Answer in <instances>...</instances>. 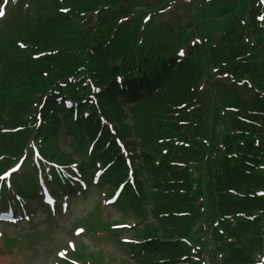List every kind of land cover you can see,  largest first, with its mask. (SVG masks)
<instances>
[{
  "label": "trees",
  "instance_id": "16d2710c",
  "mask_svg": "<svg viewBox=\"0 0 264 264\" xmlns=\"http://www.w3.org/2000/svg\"><path fill=\"white\" fill-rule=\"evenodd\" d=\"M236 1L225 3V0H219L208 8V13L230 16L243 5L242 1ZM159 2L146 3V6L152 8ZM46 3L52 9L49 14L38 15L22 29L9 23L4 31L7 37L21 39L29 43V47L21 52L18 50L10 52L0 48V54L10 52L5 56L0 55V129L23 128V131L17 133L0 134V156L8 158L21 151L31 131L27 126L28 116L41 105L43 99L44 104L40 108L42 125L37 129V135L45 141L55 136L59 121H62L67 129L68 143L83 148L84 135L92 138V133L98 128L95 120L96 109L86 101L81 103L79 100L83 97L80 92L82 90L83 93L88 92L89 87L87 85L81 87L82 81L78 84L67 83L64 88L58 86V81L67 82V75L70 74L74 75V78L80 75L87 76L96 84H107L106 92L100 96L99 107L103 115L115 123L116 131L122 139L136 136L134 142H126L127 146H130L129 150L134 151L138 148L140 151V155L131 156L132 163L136 158H145L151 153L159 154L167 161L200 162L205 148L201 139L208 138L211 141L205 122L201 121V118L208 114L202 111L201 107L190 108L194 105L192 99L196 94V88L193 86L195 79L203 70L201 63L204 61V65L223 70L233 78L248 77L257 86H260L264 80V66L256 70L257 67L255 68L253 63L235 62L248 51L238 32H230L226 39L218 42L215 50L206 48L209 55L207 60L202 61L205 55L196 50L192 53L190 61L180 64L176 71L169 75L165 70L171 60L157 64L156 56L162 55L156 54L144 56V62L136 59L142 57L141 55L135 57L132 54L130 56L121 54L126 60L120 67H115L113 61L116 56L109 55H117L129 47H123L122 36H119L116 42H109L107 45L109 55L107 53L105 55L102 45L115 25L116 18L126 16L133 11L132 1L46 0ZM250 3L252 10L248 23L255 25L256 8L252 5V1ZM61 7L67 8V12H61ZM97 8L100 14L92 25L88 17L82 22L87 14ZM238 17L240 16L233 18ZM150 43H153L152 36L147 38V44ZM156 49L158 53L163 52L158 45ZM33 51L48 52L49 55L33 60L29 58V53ZM79 67L81 70L77 73ZM115 73L121 74L124 82L131 86L128 92L120 91L114 81ZM138 75L143 76L151 88L158 84L165 86V89L147 97L136 96L132 104L124 107L122 103L126 101V96H129L127 94L142 90V86L132 85L134 77ZM76 85L79 88H76ZM52 89H58L59 94L70 95L78 100L80 108L89 110V118L72 119L71 112L64 109L61 103L55 102ZM216 95L217 104L224 105L222 102L219 103L221 95L217 91ZM227 102L229 104L225 105H232L238 109V112L233 113L232 119H229V128L232 125L229 132L234 134L230 135L227 132L221 140L224 145L221 155L225 157L220 159L217 157L213 163L206 161L208 163L204 164V171L212 175L210 183L207 181L202 183L209 210L208 219L214 212L217 217L231 215L233 218L238 212L248 213L262 207L264 210V197L249 196L264 184V178L257 176V171L251 168L252 165L262 162L257 160L256 156L263 152V149L254 145V137H258L259 141L264 137V99L253 97L240 101L239 95L232 90ZM182 104H186L187 107L180 108ZM57 113L62 116L61 120ZM172 114L175 116L170 117ZM83 130L88 131L83 135ZM107 137H109L108 132L104 130L92 155L93 157L99 155L103 163H107L114 155L109 151L102 152L101 141ZM176 140L185 141L187 147L177 145ZM231 153L234 154L232 157L226 156ZM62 159L67 162L70 160V155L62 156ZM210 163L211 167H207ZM2 165L0 164V167ZM191 168L194 167L187 166L180 169L169 166L158 167V172L153 173L147 181L141 182L142 184L137 181L138 196L129 188L126 189L127 195L123 196L119 204L132 209L135 216L143 220L142 230H136L139 232L138 236L141 239H151L135 247L139 264H155L161 259L174 262V258L182 249L173 247L167 239H177L175 244L180 243L178 238L187 236L195 218L201 217L200 206L195 204L199 193L193 192L191 187L193 183L190 176ZM136 171L141 173L139 168ZM124 172L121 158L116 157L115 164L106 172L105 177L123 178ZM135 176L137 177V174ZM229 189L234 190L236 194H230ZM181 211H187L188 216L175 215ZM222 222L225 233L215 235L221 242V250L230 251L233 254L231 261L235 263H248V252L231 250L237 245L240 237L248 233L252 235L255 230H252L251 225L244 224L243 220L233 226L225 220ZM252 239H254L253 235ZM90 256L93 260L96 259L93 253ZM95 264H102L101 255L97 256Z\"/></svg>",
  "mask_w": 264,
  "mask_h": 264
},
{
  "label": "rangeland",
  "instance_id": "374dc122",
  "mask_svg": "<svg viewBox=\"0 0 264 264\" xmlns=\"http://www.w3.org/2000/svg\"><path fill=\"white\" fill-rule=\"evenodd\" d=\"M133 2L134 5L140 4L142 6L145 4L143 0H133ZM172 4L174 6L168 13L159 15L155 20L159 21L162 17L175 13L177 23L191 25L192 22L190 21L187 2L180 0ZM9 6L10 4L6 5L7 10ZM44 10L48 11V7H45ZM172 24L177 26L174 19H172ZM178 28L181 31L182 28ZM157 30L159 36L162 35L158 41L166 43L162 40L166 31L161 27ZM255 49H257V55H259L258 62L264 63V49L259 44ZM58 145L59 148L63 147L62 139H59ZM74 159L77 160L76 157ZM99 200H102V195H97L95 187H90L85 195L77 196L73 194L70 197L67 211L62 212L58 210L52 216L53 222L46 220L45 211L40 212L35 209L32 223L21 224L16 229L12 226L2 227L6 235L17 236L22 242L14 246L10 255H3L0 258V264H51L54 260L56 250L64 247V243L67 241H72L75 246L82 243L88 252L94 253L95 255L100 251L105 256L110 255L113 260H107L108 264H117L119 262L118 257L123 255L125 251L118 249V245L112 237L100 231L83 232L78 236L72 232L75 226L83 227L78 222L89 220V215L95 210L96 202ZM100 208L103 221L107 220L111 224H114L116 221L124 219V212L118 207L106 206L102 202ZM137 220L142 221L140 218ZM127 234L123 233L122 236Z\"/></svg>",
  "mask_w": 264,
  "mask_h": 264
},
{
  "label": "snow or ice",
  "instance_id": "6c2138e0",
  "mask_svg": "<svg viewBox=\"0 0 264 264\" xmlns=\"http://www.w3.org/2000/svg\"><path fill=\"white\" fill-rule=\"evenodd\" d=\"M4 13L2 11H0V16H2ZM61 255H63V253H61Z\"/></svg>",
  "mask_w": 264,
  "mask_h": 264
}]
</instances>
